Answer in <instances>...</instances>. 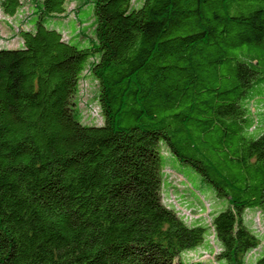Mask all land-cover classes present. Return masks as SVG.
<instances>
[{
    "label": "trees",
    "instance_id": "trees-1",
    "mask_svg": "<svg viewBox=\"0 0 264 264\" xmlns=\"http://www.w3.org/2000/svg\"><path fill=\"white\" fill-rule=\"evenodd\" d=\"M71 1L0 4L22 28L0 47V264H209L181 255L215 245L217 264H247L262 238L245 212L264 216V0H84L90 25L65 17ZM86 75L99 126L83 122ZM169 154L226 199L211 224L177 192L164 203Z\"/></svg>",
    "mask_w": 264,
    "mask_h": 264
},
{
    "label": "rangeland",
    "instance_id": "rangeland-1",
    "mask_svg": "<svg viewBox=\"0 0 264 264\" xmlns=\"http://www.w3.org/2000/svg\"><path fill=\"white\" fill-rule=\"evenodd\" d=\"M0 0V4H1ZM24 2L27 8L32 4L33 0H21ZM84 0H72L69 3V14L65 17H69L71 24H75L76 20L79 19L80 22L85 21L90 25L92 19H94V12L92 7H87L83 9L80 13L76 11L83 7ZM139 2L136 0L135 5L138 6ZM76 16V18H75ZM13 23V22H12ZM61 21L50 20L47 22L48 26L52 27H62ZM26 28L25 26L23 29ZM22 30L21 25L15 27L10 24L8 17L5 16L1 7H0V47L6 48H18L20 44V39L18 38V32ZM82 31V29H80ZM70 32L64 31L63 37L64 40L70 41ZM85 30L83 29V34ZM91 35V30L88 31V36ZM87 36V37H88ZM82 37V36H81ZM76 43V42H75ZM81 91H80V108L83 113V122L86 124L101 125L103 123V117L100 112V107L98 102H96V90L97 84L96 81L86 75L84 80L81 82ZM259 135V131L255 133ZM164 173L166 177L168 174H171L169 178V186L165 187L163 201L168 205V202H173L174 204H180L176 192L179 193L180 197L184 200H187L188 204H182L181 207L185 209V212H190L193 216L201 219L206 224H211L212 222V213L225 209L226 199L217 197L213 187L206 183L203 178L188 164L181 163L178 161L172 154L164 157ZM179 184V187H175ZM201 204L204 208V211L195 210V206L192 204ZM184 205L186 207H184ZM206 208V209H205ZM254 209L248 210L245 212V221L248 226L256 232L262 238V244L259 249L256 251L257 255L252 252L247 256V264H254L253 258L258 257L260 253L264 252V216L259 211H253ZM211 212V213H210ZM188 214V213H187ZM210 241L214 244V238L211 237ZM214 252H208L205 250H197L195 252H185L181 255L183 261H205L209 264H217L215 255L219 252L218 245H215L213 248ZM255 254V255H254Z\"/></svg>",
    "mask_w": 264,
    "mask_h": 264
}]
</instances>
